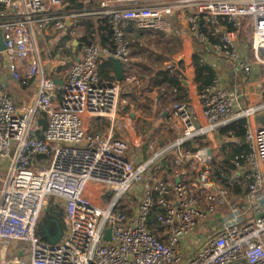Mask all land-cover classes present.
Segmentation results:
<instances>
[{"label":"built area","instance_id":"obj_1","mask_svg":"<svg viewBox=\"0 0 264 264\" xmlns=\"http://www.w3.org/2000/svg\"><path fill=\"white\" fill-rule=\"evenodd\" d=\"M96 1L0 0L11 61L0 79V264H180L181 241L232 194L236 208L187 264H264V0ZM127 24L149 39L176 31L182 40L178 49H163L165 66L124 75L185 83L186 101H172L170 110L180 134L147 161L136 159L134 145L116 130L122 84L114 72L111 79L99 74L104 57L113 71L129 61ZM43 25L65 30L60 50L73 55L65 75L44 73L49 60L37 33ZM109 25L113 42L103 44ZM199 66L219 73L203 93L195 84ZM224 71H240L244 82L228 85ZM39 113L46 116L43 136ZM93 119L103 125L92 132ZM240 121L251 152L232 172L219 141L234 136L222 130ZM170 163L180 171L157 176ZM247 168L249 178L234 183ZM236 185L247 189L252 206ZM195 187L218 196L208 195L206 209L199 208ZM142 191L134 201L132 193ZM53 199L64 208L56 244L44 239L46 230L37 235Z\"/></svg>","mask_w":264,"mask_h":264},{"label":"rangeland","instance_id":"obj_2","mask_svg":"<svg viewBox=\"0 0 264 264\" xmlns=\"http://www.w3.org/2000/svg\"><path fill=\"white\" fill-rule=\"evenodd\" d=\"M128 36L130 35L128 34ZM63 39L62 30L50 32L45 37V43L49 46L50 51L52 53L55 51L54 55L58 56L59 51L56 48L57 45L62 43ZM39 46L42 48L40 43ZM140 46L141 50L137 47H129L130 56H132L133 51L139 53L132 58L130 57L129 61L121 67L122 69L118 68L119 75L115 80L122 86L118 120L115 125L117 132L134 145L136 159L148 160L153 156V152L155 153L169 144V141L170 143L174 141L176 137L174 129L177 132L178 130L170 118L164 119L163 117V114L169 111L171 107L170 99L166 96V92H169L168 87L163 85L160 80H143L146 71L151 72L165 66V62L162 60V51L165 47L156 48L154 42L151 44L145 33L140 39ZM56 58H64L66 68L69 60H71L67 56H62V53L60 57ZM142 71L146 73L129 78L124 76L136 72L141 73ZM223 74L228 76L226 71ZM102 125L101 120L93 119L90 123L91 131L101 128ZM149 139L152 141L151 147L153 146V150L148 148L150 144L148 145L147 140ZM223 154L225 155V153ZM53 209H56L60 215L62 213L61 220L64 224L63 203L57 199L50 202L45 211L46 214L50 213V218L54 215Z\"/></svg>","mask_w":264,"mask_h":264},{"label":"crops","instance_id":"obj_3","mask_svg":"<svg viewBox=\"0 0 264 264\" xmlns=\"http://www.w3.org/2000/svg\"><path fill=\"white\" fill-rule=\"evenodd\" d=\"M99 2L100 1L97 0V5H99ZM1 10H2V8L0 7V11ZM1 21H2V18L0 17V23H1ZM126 27H127V25L124 27V29H125L126 34H128ZM133 27H134V25H133ZM57 31H61V30L56 28L53 25H43V26H39L37 33H38V41H39L40 45L42 46L43 53L46 56L45 59L49 60V62H48L49 65L44 66V73H52L55 76H60V75L67 74V72L70 68V62H71V60H69V63L67 64V68H66V60L64 58H56L55 59V57H60L61 53L63 54V52H66L64 50H60V46L64 45L65 43H63V41H62V43L60 45H57L58 47L56 49L59 51L58 56L54 55L55 51L52 53L49 49V46L45 43L46 35H49L50 32H57ZM64 32H65V30H62L63 34H64ZM181 41L182 40L178 36V33L176 31L175 32L171 31L168 34H164V36H162V37L160 36L159 39L156 37L150 38V43L153 44V42H154V45L156 46V48L165 47V49H167V50L168 49H170V50L178 49L181 45ZM130 48H132L131 45H130ZM194 51L196 54H200V52H202V50L199 49V46H197L196 44L194 46ZM78 54H79V56H81L82 55L81 51H79ZM130 57L132 58L133 56H130ZM169 58H171V57H169ZM118 68H120V67L118 65H115L113 75H116V76L119 75ZM227 74H228V76L225 77V82L230 86L231 85L236 86L237 84H242L244 82V76L242 77V74L240 71H238V72L228 71ZM7 76L8 75L6 73L5 58L3 56V59H1V57H0V79H3ZM110 77L111 76H108L105 78L111 79ZM171 77H174V76H171ZM176 78H178V77H176ZM188 82L190 83V81H188ZM195 82H196V80H195ZM180 83H181V81H180ZM195 84H197V83H195ZM181 85L183 87V92H179L178 89L173 90L172 88L171 89L168 88L169 92H166V96L170 99L171 107H172V101H174V100L186 101L185 83L183 82V83H181ZM63 93H64L63 91L55 90V94L58 98H61ZM171 107H170V110H171ZM170 110L163 114L164 119L170 118ZM174 131L176 133V137L174 138V140H175L179 136L180 131L178 130V132H177L175 129H174ZM224 140L225 139L222 137L219 142L221 144L222 150L225 151L226 153H228V150L224 149V147H223V141ZM189 147H191V146H189ZM151 150H153V146L151 147ZM157 152H155V153H157ZM155 153L153 152V155ZM174 157L175 158L178 157V154L174 153ZM142 161H147V160H142ZM170 165H171L170 167L162 169V171H160L157 174V176L165 179V178L175 174L176 171H180V169L174 168L173 163L172 164L170 163ZM184 166H185V168H188V164L184 163ZM235 171H237V170H235ZM250 175H251V171H249V169L247 168L244 170L243 173L235 175L234 183H236L239 180H246L249 178ZM177 180H178V182H181V181L183 182L186 179H185V177H182V179H177ZM223 186H224L223 183L219 185V187H223ZM236 188H237L239 196L242 198L244 205L246 207L252 206V204H250V202L248 201L247 189L243 185H236ZM193 191L196 193V197H197V201H198L197 206L199 208H203V209H206L205 201H206L208 195L211 194L214 196H218L217 191L207 192V191H203V189L201 187H195V188H193ZM132 196H133L134 201L137 200V201L141 202V197L143 196V191L140 194L132 193ZM159 199H160L159 196L154 194V197H153L154 202L157 203ZM170 200L175 201V199L173 197H171ZM234 208H236V204L234 202V194L228 195L227 201H225L224 203H218L214 212H210V213L206 212V216L204 218L198 219V224L196 226L195 231L193 233H191L190 235H188L186 237V239H183L181 241V244H182V246H181V257L183 259H182L180 264H187V262L191 256H194L197 253H199L202 249H204L206 246H208L210 244V242H212L214 240L215 234L222 228V221H223V224L226 222V217L229 216V214H230L229 212ZM231 264H247V263H245L244 261H235Z\"/></svg>","mask_w":264,"mask_h":264},{"label":"trees","instance_id":"obj_4","mask_svg":"<svg viewBox=\"0 0 264 264\" xmlns=\"http://www.w3.org/2000/svg\"><path fill=\"white\" fill-rule=\"evenodd\" d=\"M95 6L97 5V1L95 2ZM127 39L132 48L137 47L141 50L140 39L144 35L143 32L138 31L133 27L132 24H127L126 27ZM104 33L101 35L102 43H112L114 31L112 27L106 26L103 28ZM138 40V41H137ZM66 39H63V43H65ZM78 49L76 54H78ZM139 52L133 51L132 56H136ZM62 56H67L69 58H73L71 54L68 52H63ZM113 66L110 60L106 57L102 59L99 64V74L101 77H108L113 74ZM219 76V73L209 67L199 66L195 70V80L198 87V92L203 93L208 87H210L216 78ZM163 85H166L168 88H172L173 90L178 89L179 92H183V87L180 83V80L176 77H168L162 81ZM244 121L237 122L232 126L225 128L222 130V134H228L232 132L234 136H229L223 141L224 149L228 150V153L225 154V162L230 171H235L239 167H243L247 165V156L251 152L250 144L246 139V130L244 128ZM46 125V116L42 113H39L36 123L37 134L39 136H43V128ZM54 210V215L50 218L49 214H46L41 219L40 225L37 229V235L43 236L44 230H49L52 236H56L58 234L59 227L62 226V220L60 213L56 209ZM46 234V233H45ZM46 241L48 239L44 238Z\"/></svg>","mask_w":264,"mask_h":264},{"label":"water","instance_id":"obj_5","mask_svg":"<svg viewBox=\"0 0 264 264\" xmlns=\"http://www.w3.org/2000/svg\"><path fill=\"white\" fill-rule=\"evenodd\" d=\"M0 52L3 53V56L5 58V66H6V73L7 75H9V68L8 66L10 65L11 61H10V57L8 55V53L6 52V43H5V38L3 35V32L0 30ZM62 228L59 227L58 229V234L56 236H52L49 232V230H46V238L51 242V243H58L62 237ZM111 239V232H109L106 235V240H110Z\"/></svg>","mask_w":264,"mask_h":264},{"label":"bare ground","instance_id":"obj_6","mask_svg":"<svg viewBox=\"0 0 264 264\" xmlns=\"http://www.w3.org/2000/svg\"><path fill=\"white\" fill-rule=\"evenodd\" d=\"M178 64H180V63H175L173 66H172V68H174V67H176ZM166 67H164V68H162V69H165ZM127 78H129V77H127ZM119 83V82H118ZM120 84V83H119Z\"/></svg>","mask_w":264,"mask_h":264}]
</instances>
